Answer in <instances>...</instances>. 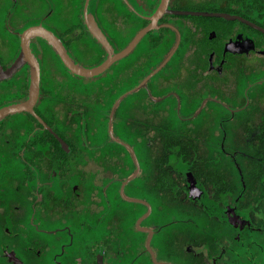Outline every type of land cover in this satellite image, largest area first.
<instances>
[{"label":"flooded vegetation","instance_id":"obj_1","mask_svg":"<svg viewBox=\"0 0 264 264\" xmlns=\"http://www.w3.org/2000/svg\"><path fill=\"white\" fill-rule=\"evenodd\" d=\"M160 2L0 0V111L29 98V64L1 75L32 20L93 68L107 53L85 14L118 53ZM197 2L168 9L264 29V0ZM157 26L90 78L30 39L38 99L0 118V264H264V32L169 13ZM88 54L92 67L81 62ZM69 78L102 80L79 89ZM110 127L137 157L130 181L137 164Z\"/></svg>","mask_w":264,"mask_h":264},{"label":"water","instance_id":"obj_2","mask_svg":"<svg viewBox=\"0 0 264 264\" xmlns=\"http://www.w3.org/2000/svg\"><path fill=\"white\" fill-rule=\"evenodd\" d=\"M168 2L169 0H161L157 10L154 12V14L149 18L150 24L142 29L137 35L132 39V41L129 43L127 47H125L122 51L116 53L114 50V47L109 42V40L106 38L104 33L99 28L98 24L94 20V17L89 14H85L86 19L89 17L90 20H88V28L91 32V34L94 36V38L102 45V47L106 50L107 58L104 62H102L100 65L95 66L93 68H85L78 64L67 52L65 46L63 45L62 41L58 38V36L52 32L51 30L46 29L45 27L38 25V26H31L27 28L23 33H21V52L16 59L15 63L11 67L10 70L3 73L1 75V78L7 77L11 75L15 70L20 68L24 64H29L31 67V85H30V95L28 100L25 103L13 105L10 107H6L0 111V118L9 114V113H17L22 111H32V106L36 103L38 96H39V84H40V68L39 63L37 61V58L34 56L30 49V39L34 37H40L46 40L51 47L54 49V51L57 53V55L60 57L63 64L67 67V69L72 72L73 74L81 77H95L102 73H104L113 63L116 61L126 57L129 53H131L134 48L137 46L139 41L151 30L157 29V23L158 20L166 13L174 14V15H202V16H215V17H224L226 19H240L245 23H248L255 28L259 29L260 31L264 32V29L258 26L253 25L252 23H249L248 21L244 20L241 17L238 16H232L230 14H224V13H208V12H195V11H185V10H169L168 9ZM87 7V5H86ZM86 13V12H85ZM173 52L171 55L160 65L151 75L147 77L149 79L152 75L157 73L159 70L162 69V67L168 62V60L171 58ZM146 79V80H147ZM146 80L135 87L134 89L126 92L121 98H124L133 92L137 91L141 87L145 86ZM120 98V99H121ZM119 102V101H118ZM117 102V103H118ZM116 103V105H117ZM115 105V106H116ZM109 133L111 138L118 142L119 144L125 146L127 149L130 150L132 153L135 162L137 164V171L136 173L128 179V181L134 179L138 172H139V165L137 157L132 149V147L125 142H122L118 139H116L111 131V127L109 129ZM126 181L122 185V190L124 189V186L128 182ZM123 192V191H122ZM140 221L138 222V224Z\"/></svg>","mask_w":264,"mask_h":264},{"label":"rangeland","instance_id":"obj_3","mask_svg":"<svg viewBox=\"0 0 264 264\" xmlns=\"http://www.w3.org/2000/svg\"><path fill=\"white\" fill-rule=\"evenodd\" d=\"M77 1H78V0H75V3H77ZM194 1H196V2L198 1L197 3L199 4V3H203V2L206 3V1H210V0H194ZM218 2H219V0H218ZM37 22H38L37 20H32V22H30L28 25H29V26H33V25H35ZM71 23H72V25L78 24V19H77L76 15L73 16V19H72ZM70 25H71V24H70ZM81 62H82L86 67H92V66H94L95 63L97 62V58H96L94 55H92V54H88L85 58H84V57L81 58ZM101 80H102V78H100L99 80H95V81H89V80H87V81H84V80L81 81V80H79V79L69 78V81H72L73 83L78 84L77 86H78L79 89H80V88H81V89H84V88H85L84 84H82L83 82H84V83H90V84H93V85H97V84L100 83ZM78 97L82 98L83 96H79V95H78ZM95 97H96V95H91L90 102L94 101V98H95Z\"/></svg>","mask_w":264,"mask_h":264},{"label":"trees","instance_id":"obj_4","mask_svg":"<svg viewBox=\"0 0 264 264\" xmlns=\"http://www.w3.org/2000/svg\"><path fill=\"white\" fill-rule=\"evenodd\" d=\"M190 9H192V8H190ZM101 61H102V60H99L98 64L101 63Z\"/></svg>","mask_w":264,"mask_h":264}]
</instances>
